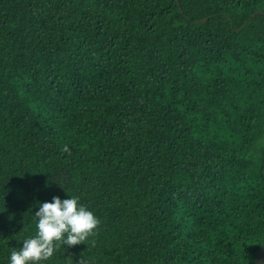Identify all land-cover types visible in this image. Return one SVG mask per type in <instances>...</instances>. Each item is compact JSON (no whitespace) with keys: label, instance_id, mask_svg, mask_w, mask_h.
<instances>
[{"label":"trees","instance_id":"trees-1","mask_svg":"<svg viewBox=\"0 0 264 264\" xmlns=\"http://www.w3.org/2000/svg\"><path fill=\"white\" fill-rule=\"evenodd\" d=\"M53 197L100 223L42 264H255L264 0H0V264Z\"/></svg>","mask_w":264,"mask_h":264},{"label":"clouds","instance_id":"clouds-1","mask_svg":"<svg viewBox=\"0 0 264 264\" xmlns=\"http://www.w3.org/2000/svg\"><path fill=\"white\" fill-rule=\"evenodd\" d=\"M63 152L71 154L64 146ZM35 212L36 233L23 241L20 250L10 253V264H42L53 257L61 246L72 248L84 244L96 235L100 221L78 197L61 201L53 197L52 202L39 204ZM79 264H86L83 258Z\"/></svg>","mask_w":264,"mask_h":264},{"label":"water","instance_id":"water-1","mask_svg":"<svg viewBox=\"0 0 264 264\" xmlns=\"http://www.w3.org/2000/svg\"><path fill=\"white\" fill-rule=\"evenodd\" d=\"M255 264H264V244L260 247L257 252Z\"/></svg>","mask_w":264,"mask_h":264}]
</instances>
